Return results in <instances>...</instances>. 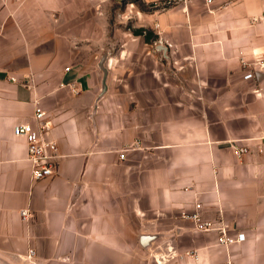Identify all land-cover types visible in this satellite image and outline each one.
Wrapping results in <instances>:
<instances>
[{
    "label": "crops",
    "instance_id": "obj_1",
    "mask_svg": "<svg viewBox=\"0 0 264 264\" xmlns=\"http://www.w3.org/2000/svg\"><path fill=\"white\" fill-rule=\"evenodd\" d=\"M70 1L0 0V264H264V0L181 2L151 27L165 63L121 75ZM37 105L58 147L40 180L14 134Z\"/></svg>",
    "mask_w": 264,
    "mask_h": 264
},
{
    "label": "rangeland",
    "instance_id": "obj_2",
    "mask_svg": "<svg viewBox=\"0 0 264 264\" xmlns=\"http://www.w3.org/2000/svg\"><path fill=\"white\" fill-rule=\"evenodd\" d=\"M76 13L63 15V22L72 25L82 49L95 54L100 67L113 63L110 69L118 75L129 72L152 70L164 61L165 52L156 48L157 42L148 44L135 30H151L155 18L185 0H71ZM69 32V29L68 31ZM154 32V31H153ZM159 45V44H158ZM152 55H158L155 59ZM169 71L168 65H165Z\"/></svg>",
    "mask_w": 264,
    "mask_h": 264
},
{
    "label": "built area",
    "instance_id": "obj_3",
    "mask_svg": "<svg viewBox=\"0 0 264 264\" xmlns=\"http://www.w3.org/2000/svg\"><path fill=\"white\" fill-rule=\"evenodd\" d=\"M252 76L249 73L245 75V78L249 79ZM34 121L35 124L26 123L17 125L14 128V134L25 137L27 143V161L31 165L32 177L35 180H40L51 177L55 173L58 147L56 141L46 137L49 127L48 123L45 122V112L39 105L35 108ZM234 149L237 157H241L248 152V149L243 147L237 146ZM121 158L124 159V156H121ZM195 206L197 210L201 208V204L199 203ZM29 215L28 210L21 211L23 220L28 219ZM190 218L195 222L197 230L218 232V242L220 245L227 247L245 241V234L243 233H239L236 236L230 235L227 225L222 221L204 220L198 212L191 215Z\"/></svg>",
    "mask_w": 264,
    "mask_h": 264
},
{
    "label": "trees",
    "instance_id": "obj_4",
    "mask_svg": "<svg viewBox=\"0 0 264 264\" xmlns=\"http://www.w3.org/2000/svg\"><path fill=\"white\" fill-rule=\"evenodd\" d=\"M134 32L136 35L143 36L145 42L148 44H152L153 42L158 40V36L151 30L139 28Z\"/></svg>",
    "mask_w": 264,
    "mask_h": 264
},
{
    "label": "water",
    "instance_id": "obj_5",
    "mask_svg": "<svg viewBox=\"0 0 264 264\" xmlns=\"http://www.w3.org/2000/svg\"><path fill=\"white\" fill-rule=\"evenodd\" d=\"M157 47H158V49L167 50V47H165L161 44L157 45Z\"/></svg>",
    "mask_w": 264,
    "mask_h": 264
}]
</instances>
